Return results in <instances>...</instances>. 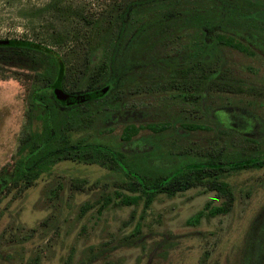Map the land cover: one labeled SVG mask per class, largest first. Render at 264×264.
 Listing matches in <instances>:
<instances>
[{"label": "rangeland", "instance_id": "obj_1", "mask_svg": "<svg viewBox=\"0 0 264 264\" xmlns=\"http://www.w3.org/2000/svg\"><path fill=\"white\" fill-rule=\"evenodd\" d=\"M52 1L0 0V37L43 41L67 64H79L82 49L76 43L86 24L73 11H98L109 0H58L71 2L73 13L49 7ZM225 53L241 77L264 86V57L234 47H226ZM31 74L14 59L0 60V168L11 169L20 135L28 126L29 92L42 82ZM72 74L76 75L73 71L70 77ZM172 91L152 88L127 95V101L143 112L133 149L150 147L145 137L158 130L166 140L176 132L178 122L170 127L163 121L179 108ZM208 97L206 102L212 103L208 113L194 111L188 103L183 110L185 126L200 123L186 129L183 145L189 141L202 150H216L229 139V146H221L227 151L248 144L242 139L244 133L257 137L263 151L264 92L256 96L214 90ZM224 108L231 112L229 117L220 114L222 125L218 114ZM150 119L158 121V128L143 124ZM102 125L97 118L91 128L73 130L72 137L117 144L124 124L116 123L111 130ZM109 163L61 159L24 190L1 191L0 264H240L241 254L243 264L261 263L260 254L252 249L255 241L264 247V213L244 242L255 217L264 210V165L229 171L224 178L233 189L232 203L226 212L210 214L205 203L221 204L224 196L202 184L174 194L159 191L145 208L143 199L119 202L120 193L133 191L118 184L122 174ZM201 208L204 211L195 220L192 215Z\"/></svg>", "mask_w": 264, "mask_h": 264}, {"label": "trees", "instance_id": "obj_2", "mask_svg": "<svg viewBox=\"0 0 264 264\" xmlns=\"http://www.w3.org/2000/svg\"><path fill=\"white\" fill-rule=\"evenodd\" d=\"M48 6L69 13L74 5L53 0ZM73 12L86 24L76 43L82 49L79 64H67L43 41L0 37V60L14 59L26 66L32 77L42 80L29 92L28 126L20 135L11 169L0 168V192L12 187L24 190L61 159L108 160L109 167L122 174L118 184L133 191L120 193L121 203L143 199L145 208L159 191L174 194L202 184L224 196L221 204L205 203L207 212H226L234 193L225 175L231 170L263 166L264 149L257 145V137L244 133L242 139L248 144L227 151L221 146H229V139H224L216 150H202L189 141L185 146L182 139L186 129L200 123L188 122L185 126L186 119L180 120L179 115L186 116L187 103L194 111L208 113L212 103L206 98L214 90L263 94L261 83L238 74L225 48L264 57V0H109L98 11L75 8ZM73 71L76 75L70 77ZM152 88L173 90L171 96L177 98L180 109L170 124L184 127V131L175 127L176 132L167 140L163 133L147 135L150 147L141 150L133 149L136 133L132 132L142 122L137 126L125 123L117 144L72 137L73 130L91 128L97 118L105 128V120L118 110H135L140 117L143 112L127 101V95ZM95 91L81 100L75 97ZM230 110L224 108L218 114L221 124L224 121L220 117H229ZM157 122L143 124L158 128ZM203 211L197 210L193 218L198 220ZM263 213L255 217L244 245ZM252 251L260 254V264H264V247L255 241ZM243 260L241 254L240 264Z\"/></svg>", "mask_w": 264, "mask_h": 264}, {"label": "flooded vegetation", "instance_id": "obj_3", "mask_svg": "<svg viewBox=\"0 0 264 264\" xmlns=\"http://www.w3.org/2000/svg\"><path fill=\"white\" fill-rule=\"evenodd\" d=\"M168 105V104H167ZM136 106V105H135ZM136 108H137V106H136ZM180 109V108H179ZM122 110V109H121ZM123 112H125V114H123ZM176 113H174V116L171 118V117H168V118H166V119H164L163 121H166L165 122V125H167V126H172L171 124H170V122L172 121V120H174L175 119V115ZM185 114L184 115H179V118H180V120H183V121H185ZM167 120H168V122H167ZM128 122H132V123H134V125L135 126H137L138 125V123H139V114L138 113H136L135 112V110L133 111V110H131V111H126V110H122V112L120 111V110H118L117 112H116V114H114L111 118H107L106 120H105V124H106V127L104 128V129H109V130H111L112 128H113V126H114V124H116V123H122V124H125V123H128ZM148 122H150V123H153V122H155V120L154 119H150V120H148ZM148 126L149 127H152L153 128V125H149L148 124ZM172 127H174V126H172ZM181 127H179V130H183V128L182 129H180ZM154 130V129H153ZM184 131V130H183ZM138 131L137 130H135L134 132H132V133H137ZM153 132V131H152ZM160 131L158 130V132H156V133H159ZM148 133H151V132H148Z\"/></svg>", "mask_w": 264, "mask_h": 264}, {"label": "water", "instance_id": "obj_4", "mask_svg": "<svg viewBox=\"0 0 264 264\" xmlns=\"http://www.w3.org/2000/svg\"><path fill=\"white\" fill-rule=\"evenodd\" d=\"M59 77L56 79V87L58 88L59 87ZM94 93H96V91L95 92H85V93H83V94H75V97H76V99H79V100H81V99H83V98H85V97H89V96H91V95H93Z\"/></svg>", "mask_w": 264, "mask_h": 264}]
</instances>
